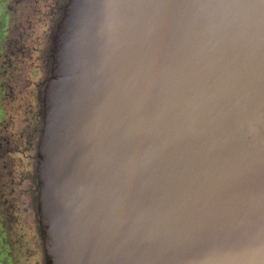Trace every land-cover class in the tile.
Segmentation results:
<instances>
[{
	"label": "water",
	"instance_id": "1",
	"mask_svg": "<svg viewBox=\"0 0 264 264\" xmlns=\"http://www.w3.org/2000/svg\"><path fill=\"white\" fill-rule=\"evenodd\" d=\"M67 9L42 264H264V0Z\"/></svg>",
	"mask_w": 264,
	"mask_h": 264
},
{
	"label": "rangeland",
	"instance_id": "2",
	"mask_svg": "<svg viewBox=\"0 0 264 264\" xmlns=\"http://www.w3.org/2000/svg\"><path fill=\"white\" fill-rule=\"evenodd\" d=\"M68 1L0 0V264L44 261L34 229L42 192L36 181L48 151L54 50Z\"/></svg>",
	"mask_w": 264,
	"mask_h": 264
},
{
	"label": "flooded vegetation",
	"instance_id": "3",
	"mask_svg": "<svg viewBox=\"0 0 264 264\" xmlns=\"http://www.w3.org/2000/svg\"><path fill=\"white\" fill-rule=\"evenodd\" d=\"M34 253H35V252L33 251V255H34ZM35 263H37V264H38V262H37V261H36Z\"/></svg>",
	"mask_w": 264,
	"mask_h": 264
}]
</instances>
